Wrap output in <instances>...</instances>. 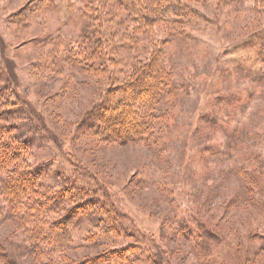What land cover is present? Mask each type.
<instances>
[{"label": "rangeland", "instance_id": "rangeland-1", "mask_svg": "<svg viewBox=\"0 0 264 264\" xmlns=\"http://www.w3.org/2000/svg\"><path fill=\"white\" fill-rule=\"evenodd\" d=\"M180 1L188 15L165 48L169 96L146 136L122 143L92 134L93 117L172 28L159 20L140 30L102 0H0V90L40 129L22 165L57 170L111 205L120 232L76 225L83 210L58 224L64 200L41 210V235L31 231L10 209L0 170V264L45 263L53 249L83 262L126 244L146 250L142 264H264V0ZM126 31H136L130 51ZM82 34L102 39L97 59L79 47ZM114 127L123 133L119 119ZM55 225L70 238L42 241ZM195 236L209 242L205 253Z\"/></svg>", "mask_w": 264, "mask_h": 264}, {"label": "trees", "instance_id": "trees-1", "mask_svg": "<svg viewBox=\"0 0 264 264\" xmlns=\"http://www.w3.org/2000/svg\"><path fill=\"white\" fill-rule=\"evenodd\" d=\"M102 1H104L102 6L107 10L113 9L111 5H114L117 12L127 13L131 17L130 21H135L136 27L140 30L143 26L152 25L159 20L172 28L166 27V36L159 40V51H155L144 63L139 60L135 62L130 67V72L128 71L124 81L115 82L110 89H107L100 113L93 117V123L90 124L91 133L99 137L100 140L125 143L134 138L146 136V133L155 126L156 117L158 118V102L169 96V84L175 80L170 75V70L165 62V48H168L169 43L173 42L177 35H184V30H181L180 27L184 25L188 13L185 4H181L180 0ZM172 25L178 28L175 29ZM90 26L92 24L87 21V28L89 29ZM135 34L136 31H126L122 35L120 44L125 51H130L134 47L137 41ZM101 40V38L99 40L91 38L89 34H82L79 47L88 52L89 59L90 56L91 58L96 56L97 59L98 44ZM71 51L72 48L67 44L64 55L68 57L67 60L74 57ZM73 60L76 61L74 58ZM96 64L93 62V66L88 65V67H96ZM7 89L0 90V170L3 172L4 178L2 188L7 190L2 193L10 202V209L15 213L17 221L23 220L30 225L31 231L34 230L41 235V230L45 229V226L40 223L42 220L41 210L45 213L53 211L59 205H64V200L68 204H65V213L61 214L58 224L70 223L68 221L76 219L75 214L80 213L79 215H81L83 210L86 211V214L78 216V221L75 220L76 225L87 222L92 229L100 230L103 235L111 229L115 235H119L117 224L113 226L114 212L111 205L106 204L95 195H91L89 190L78 186L77 183L70 181L57 170L52 172L53 175L46 172L44 175H37L38 171L35 169H40L39 166L22 165L24 163L21 161L25 156H33L31 145L33 141H36L37 136L33 133L40 132V129L30 123L27 124L23 118L18 116V110H23V108L22 106L12 107L15 101L12 100ZM115 119H119L123 129V133L119 132L118 135L113 133ZM43 180L48 181V184ZM39 190H42V194H39ZM56 202L59 203L54 205ZM51 229L52 232L45 238H40L42 241L48 242L47 237H55L54 239L59 240V243L63 241V238H67L68 234L70 235V230L61 233L62 228L59 225L52 226ZM53 229L56 230L53 231ZM197 238L198 236L194 237L195 243L197 242V246L205 253L209 249V242L206 243L205 238V240H197ZM69 242V239L66 240L65 245ZM53 251V255L48 256L51 258L45 263L36 261L37 264H142V260L147 257L146 250L135 244L111 246L100 255L75 263L69 262L63 255L55 257V250L53 249Z\"/></svg>", "mask_w": 264, "mask_h": 264}]
</instances>
